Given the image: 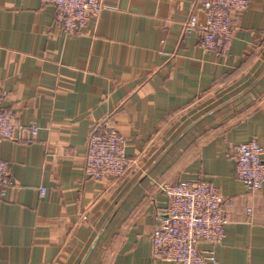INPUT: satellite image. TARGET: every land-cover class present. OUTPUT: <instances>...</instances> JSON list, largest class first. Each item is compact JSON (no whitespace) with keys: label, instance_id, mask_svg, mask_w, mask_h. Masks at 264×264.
Segmentation results:
<instances>
[{"label":"crops","instance_id":"1","mask_svg":"<svg viewBox=\"0 0 264 264\" xmlns=\"http://www.w3.org/2000/svg\"><path fill=\"white\" fill-rule=\"evenodd\" d=\"M203 1L106 0L69 35L53 3L0 0L4 107L37 127L0 140L18 184L0 197V264H181L156 259L151 235L166 216L160 185L196 179L233 200L224 238L198 247L217 264H264V185L248 192L231 157L251 138L264 149V0L235 13L225 54L187 26L204 21ZM108 126L130 166L93 180L89 136Z\"/></svg>","mask_w":264,"mask_h":264},{"label":"built area","instance_id":"2","mask_svg":"<svg viewBox=\"0 0 264 264\" xmlns=\"http://www.w3.org/2000/svg\"><path fill=\"white\" fill-rule=\"evenodd\" d=\"M253 0H204L205 19L199 22L193 13L187 26L198 28L199 46L223 54L230 49L234 38L233 18L236 12L247 9ZM56 7V23L62 31L76 35L83 31L92 18H97L108 7L106 0H47ZM11 110L4 107V95L0 92V140L19 139L24 132L34 137L37 127L16 125ZM18 134L15 136V131ZM237 178L248 192L259 191L264 185L263 146L256 138L239 143L232 148ZM127 142L113 126L105 131L92 132L89 136L85 157V174L93 180L118 179L130 166ZM17 188L12 178L10 163L0 157V197L7 188ZM168 204L165 218L155 227L151 240L153 256L162 261H178L181 264H217L213 249L202 250L198 241L220 242L230 217L225 207L232 205L230 197L222 195L215 185L205 180L184 183L165 182L160 185ZM44 193V189L42 190ZM252 216L253 208L247 209Z\"/></svg>","mask_w":264,"mask_h":264}]
</instances>
